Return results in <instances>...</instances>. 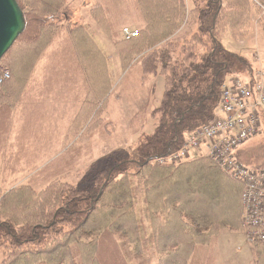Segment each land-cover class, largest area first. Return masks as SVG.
Instances as JSON below:
<instances>
[{
	"label": "trees",
	"instance_id": "trees-1",
	"mask_svg": "<svg viewBox=\"0 0 264 264\" xmlns=\"http://www.w3.org/2000/svg\"><path fill=\"white\" fill-rule=\"evenodd\" d=\"M16 1L26 25L0 59V68H8L11 75L0 82V153L4 133L13 122L9 110L20 102L35 62L66 11L65 0ZM139 1L148 11L152 2L160 8L147 13L149 23L135 37L116 43L123 68L149 47L140 59L143 76L163 77L160 104L151 112L153 134L138 143L133 156H120L100 169L86 168L90 175L85 184L60 178L72 170L61 166L67 154L49 161L39 174H25L31 181L27 184L14 185L19 179L16 172L0 174V248L4 253L0 264H133L118 238L131 246L134 257L146 255L144 222L156 264H215L213 247L219 232L244 230L240 180L207 155L190 154L168 163L157 158L177 151L189 134L218 116L224 85L234 76L241 77L231 71L250 73L248 80L252 79V65L218 34L229 31L248 38L253 21L264 34V0ZM183 23L188 28L174 35ZM77 31L84 48H92L84 50L82 63L96 90L93 98H104L113 84L104 54L82 26L73 28L71 36ZM247 141L236 150V158L250 170H264V160L253 162L244 151ZM32 179L44 186L38 189ZM140 199L145 202L143 222L135 207ZM250 243L256 264H264V243Z\"/></svg>",
	"mask_w": 264,
	"mask_h": 264
},
{
	"label": "rangeland",
	"instance_id": "rangeland-1",
	"mask_svg": "<svg viewBox=\"0 0 264 264\" xmlns=\"http://www.w3.org/2000/svg\"><path fill=\"white\" fill-rule=\"evenodd\" d=\"M65 2L66 11L60 16L59 29L35 62L20 102L9 110L13 114V122L4 133L6 139L2 141L4 149L0 153V174L16 172L19 179L15 186L30 183L25 174H39L49 161L65 154L67 156L63 157L61 166L72 170L61 174L60 178L78 185L85 184L90 175L86 168L94 165L95 169H100L120 156H133L138 143L154 132L151 112L160 104L163 77L159 74L143 76L140 59L149 47L143 49L131 65L123 68L116 41L126 39L125 29L129 27L136 28L133 30L136 32L143 30L149 23L147 13L160 6L149 3L151 10L148 11L139 0ZM78 26L92 36L95 45L104 54L103 63L113 82L104 98H93L96 90L90 83V73L83 65L84 50L92 51V48H84V43L79 42L82 34L78 31L71 36V30ZM187 28L185 23L181 24L174 35L183 33ZM218 37L228 48L244 56L254 72L264 70V34L256 21H253V32L248 38L235 37L229 31L219 32ZM3 71L10 72L8 68H0V77L4 75ZM231 72L245 80L252 76L241 70ZM10 76L4 79H10ZM243 148L251 161H263L264 131L248 140ZM205 153V148L191 151L192 157ZM4 157L7 158L5 161ZM36 181L32 179L38 189L44 186L42 181ZM135 207L142 221L145 202L140 199ZM147 231V223L144 222L142 239L147 250L141 258L133 256L131 246L125 243L123 237L118 238L128 262L156 264L157 254L147 241ZM3 255L0 248V261ZM215 264H256L245 230L224 229L220 232Z\"/></svg>",
	"mask_w": 264,
	"mask_h": 264
},
{
	"label": "built area",
	"instance_id": "built-area-1",
	"mask_svg": "<svg viewBox=\"0 0 264 264\" xmlns=\"http://www.w3.org/2000/svg\"><path fill=\"white\" fill-rule=\"evenodd\" d=\"M138 32L125 29L131 39ZM257 59V58H256ZM0 82L9 77L3 71ZM264 126V70H256L251 80L232 77L223 87L218 116L189 134L182 146L158 162H179L190 157L192 149L205 148L207 155L232 177L244 184L243 223L248 240L264 243V170H250L235 156L247 140L260 134Z\"/></svg>",
	"mask_w": 264,
	"mask_h": 264
},
{
	"label": "water",
	"instance_id": "water-1",
	"mask_svg": "<svg viewBox=\"0 0 264 264\" xmlns=\"http://www.w3.org/2000/svg\"><path fill=\"white\" fill-rule=\"evenodd\" d=\"M24 13L16 0H0V59L24 30Z\"/></svg>",
	"mask_w": 264,
	"mask_h": 264
},
{
	"label": "crops",
	"instance_id": "crops-1",
	"mask_svg": "<svg viewBox=\"0 0 264 264\" xmlns=\"http://www.w3.org/2000/svg\"><path fill=\"white\" fill-rule=\"evenodd\" d=\"M126 27H129V26H126ZM131 30H134V29H136V28H131V27H129ZM47 116L45 115V118H46ZM226 229V228H225ZM228 229V228H227ZM224 230V229H223ZM222 231V230H221ZM220 231V232H221ZM233 231V230H232ZM220 232H219V234H220ZM218 234V235H219ZM218 237V236H217ZM216 242H217V238H216V240H215V244H214V247H213V251H214V257H215V249H216Z\"/></svg>",
	"mask_w": 264,
	"mask_h": 264
}]
</instances>
